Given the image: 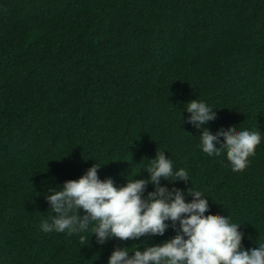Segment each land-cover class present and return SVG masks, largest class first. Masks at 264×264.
<instances>
[{"label":"trees","instance_id":"obj_1","mask_svg":"<svg viewBox=\"0 0 264 264\" xmlns=\"http://www.w3.org/2000/svg\"><path fill=\"white\" fill-rule=\"evenodd\" d=\"M192 99L212 106L214 135L260 133L243 170L198 147ZM156 150L188 174L161 185L203 192L244 248L264 242V0H0V264H107L114 247L171 238L39 227L50 188L93 163L117 187L146 178Z\"/></svg>","mask_w":264,"mask_h":264},{"label":"clouds","instance_id":"obj_2","mask_svg":"<svg viewBox=\"0 0 264 264\" xmlns=\"http://www.w3.org/2000/svg\"><path fill=\"white\" fill-rule=\"evenodd\" d=\"M184 106L190 113L188 122L201 130V151L211 157L226 153L231 169L243 170L260 143V133L232 128L214 135L210 127H204L217 119L212 106L199 99ZM164 152L156 150L155 156L148 159L146 178L127 179L119 187L110 177L98 178L100 166L93 163L78 178L65 180L58 190L50 188L45 199L55 215L50 221L41 220L39 227L45 232L66 234L90 231L97 244L112 238L163 235L170 226L173 228L171 238L145 245L142 250L138 247L130 252L128 247H114L107 264H264V242L244 248L241 224L228 216L209 215L208 202L201 198L203 192L191 187L186 192L179 188L169 191L160 184L161 178L169 181L171 177L174 182L187 180L188 175L184 168L173 169ZM149 184L154 191L146 192ZM190 194H194L193 199L186 201L185 196ZM79 210L83 215L78 214Z\"/></svg>","mask_w":264,"mask_h":264}]
</instances>
